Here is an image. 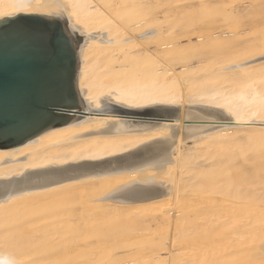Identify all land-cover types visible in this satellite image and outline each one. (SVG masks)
<instances>
[{
  "label": "bare ground",
  "instance_id": "1",
  "mask_svg": "<svg viewBox=\"0 0 264 264\" xmlns=\"http://www.w3.org/2000/svg\"><path fill=\"white\" fill-rule=\"evenodd\" d=\"M145 1L0 0V17L29 7L55 4L68 25H71L70 29H75L83 36L81 44L76 47V58L80 101L85 111L80 121L66 123L19 145L0 148V181L19 178L26 173L43 180V183H31L0 191V264H60L56 247L29 235L24 213L29 199H36L48 193H67L85 180H93L98 184L112 178V188L103 195L111 202V207L127 211L137 206L148 207L154 203L153 206L150 205L151 208L149 207L151 215L155 219L159 216L165 225L169 223L166 214L170 209L171 197L176 198L175 203L184 201L181 200L184 196L179 195L184 194L186 188L199 185L204 188V185L208 186L205 183L201 185L204 181L229 168L231 171L233 166L230 167L229 164L234 160H228L230 157H224V154L220 155L221 149L238 147L240 154H243L242 143L247 142L249 145V141L252 146L255 144L264 147V41H258L253 46L249 43L246 46L241 44L238 46L235 43L241 39L238 30L231 29L220 34L207 30L203 33L200 31L194 36L196 45L193 43L194 46L191 48L197 47L199 52H203L201 47L207 50L212 47L219 53L204 60L198 57L202 62L196 66L181 62L191 59L187 54L191 48H188L189 51L182 48L183 52L180 53L185 52L183 56L188 55L189 58L181 57L183 59L181 61L180 53L176 51L175 54H179L176 57L181 62L178 67L172 65L173 62L170 63L173 57L171 55L174 54L171 48L165 49L166 51L164 47L162 48L166 54L165 59L159 56V52L155 53L159 57L150 52L144 57H141L142 53L139 55L135 51L137 57L136 54L130 55V49H137L134 47L145 40L152 41L162 32L161 23H168V19L165 18V21L161 22L163 18L159 21L160 18L154 15L153 7L149 5L155 0H149L148 5ZM68 17L71 18L70 22L66 19ZM182 35L184 37V34ZM157 42L160 44V41L155 43ZM144 44L141 45L142 48ZM179 47L175 50H179ZM196 49L195 55L204 57L203 53H197ZM173 60L177 61L174 58ZM115 101H122V104L117 105L126 108L137 109L163 104L175 106L178 111L171 120L158 121L145 127L136 125L130 127L133 125L132 122L109 112V102ZM210 103L218 105L215 107ZM103 105L107 107L100 110L99 107ZM93 110L100 112L95 113ZM187 113L196 116L213 115L215 118L226 117L229 120L219 122L205 130L185 128L183 124L187 125L190 122L185 119ZM245 133L248 135H243ZM189 141L191 144H187ZM148 146L152 149L135 156H127ZM261 153L264 154L260 152L259 159L263 156ZM118 156L125 157L108 163V160ZM220 156L227 159L222 160ZM262 174L263 178L254 184L255 191L264 189V173ZM221 179L222 177L220 182ZM262 191L261 195L253 191L260 201L264 195ZM17 209L19 213L15 214L19 217L15 218L14 212ZM253 209L251 211L254 213ZM86 215L88 217L91 214ZM223 217L220 216V219ZM258 218L257 221L260 220ZM15 228H20L19 237H14L12 233ZM260 249L264 250V244Z\"/></svg>",
  "mask_w": 264,
  "mask_h": 264
},
{
  "label": "rangeland",
  "instance_id": "2",
  "mask_svg": "<svg viewBox=\"0 0 264 264\" xmlns=\"http://www.w3.org/2000/svg\"><path fill=\"white\" fill-rule=\"evenodd\" d=\"M146 1L145 3L147 5L150 4L149 0ZM154 4L158 6L154 7ZM149 6L153 7V12L155 13L153 14L160 18L159 21L163 18V20H161V22H163L166 18L168 19V23H161L162 32L152 41L145 40L142 43H145L144 48H142V44H138V47H134L137 49H130V55L136 53L141 55L142 53L141 57H144L147 52L153 54L159 52V56L164 58V55L166 56L165 51L171 48V52H174V54L172 53L171 55L173 56L170 62L171 64L173 62L172 65L178 67L182 62V64L188 63L196 66L198 65L197 63L202 62L200 59L204 60L205 58H209V56L213 57L219 53L212 47H210V50L209 48L207 50L201 47V51L203 50V52H199L198 49H196L197 47H194V49H192L193 47L191 48V46H194L196 43L194 42V36L199 34L200 31L203 33V31L205 32L207 30L220 34L221 32L231 29L238 30L241 39L236 42L234 41L238 46H240V44L246 46L248 43L253 46L256 45L258 41H264V0H155L153 3L151 2ZM164 8L168 9L165 10ZM166 28L169 29L166 30ZM177 32H179V34ZM181 33L184 34V37H182L183 35ZM71 34L75 44L80 45L83 36L78 33V31H76L74 35L71 30ZM186 35H189V37ZM172 38H174V40H172ZM187 38H190V40ZM147 41H149L150 44ZM156 41H160V44L159 42L155 43ZM161 42H163L164 45ZM147 45L150 46V48ZM146 46L149 50L146 49ZM157 47H159V49H157ZM177 47H179L181 51L175 50ZM162 48L166 50L164 51ZM182 48L184 51L186 50L185 48H191L190 51L189 49L186 50L189 51L187 54L191 59H188V55V58L183 56L186 54L185 52L180 53L183 52ZM195 49L196 52L198 51L197 53H203L202 55H204V57L201 58L195 55ZM134 51L136 53H134ZM176 51H178L180 55L178 53L176 55ZM225 53H228V51H225ZM138 54L135 56L137 57ZM178 55L179 58L183 57V59L187 58L188 60H183L181 58L180 61H183L179 62V58L176 57ZM138 57L141 59L140 56ZM173 58L177 61L173 60ZM110 103L115 104L109 102V105ZM210 104L215 107L218 105L216 103ZM106 107L107 106L103 105L99 108L101 110ZM112 108L113 107L110 108L109 112L120 113L118 110ZM123 113L147 116L155 115L154 113L144 112ZM161 113L160 115H171V117L176 114L174 111H165ZM82 115L83 114H78L76 120L71 122L80 121V119L84 117ZM185 119L190 121L187 125L185 123L183 124L185 128L192 127L198 130L210 129L219 122H226L229 120L226 117L215 118L213 115L196 116L190 113L185 115ZM124 122L127 125H129L128 122H132L133 125L130 127H134L135 125L137 127H145L146 125L152 124L147 121ZM241 134L239 133V135ZM243 135L248 134L245 133ZM187 144H191V142L189 141ZM242 144L244 148L243 154H240L238 147H229V149H221L219 151L222 152L220 155L224 154V157H230L228 160H234L230 161V164L233 162L232 165L229 164L230 167L233 166L231 171H229L230 168L225 171L229 173V175H226L225 172H223L225 174L220 173L214 175L201 184L204 185L205 183L208 185H204V188L203 186L200 187V185L199 187L186 188L184 191L186 195H179V197L184 196V199H181L184 201H180L182 202L181 204L180 202L175 203L177 201L176 198H170V209L166 214L169 223H165V225L164 222L160 220L159 216L158 219L152 217L150 205L153 206L154 203L150 204L148 207L137 206L127 211L121 209L116 210L111 207V202L103 197L104 193L112 188V178H109L111 180L108 179L107 182L105 181L98 184L93 180H85L76 187L70 189L67 193H48L45 195L42 194L36 199H29L27 206L24 208L29 235L31 238L40 239L45 241L47 245L56 247L55 251L58 253L60 264H264V258H262L264 257V250L260 249L264 244V195H262L263 199L260 201L258 200L257 194H253L254 191L257 192L258 195H261L262 190V194H264V189L255 191L254 188L255 182L263 178L262 173H264V171L262 169H264V154L261 153L263 155L261 159H259V154L260 152H264V147L255 144L252 146L250 141L249 145H247V142ZM149 149H152V147L148 146L141 151L131 153L127 156H135ZM235 152H237L239 156L236 155ZM125 156L111 158L108 160V163ZM234 156L238 157L235 158ZM220 157L222 160L227 159L223 158V156ZM258 162L261 166L258 165ZM100 165L102 164H99V166ZM256 168L262 170V172H257ZM224 175L227 177L225 176V178H223ZM221 177L222 179L220 182ZM215 180L217 181L214 183ZM38 182L43 183V180L38 177H32V175L26 173L19 178H10L0 181V191L8 188H19L27 184ZM216 185L219 187L217 188ZM188 190L191 192H188ZM243 195L244 198H242ZM250 200L252 202H250ZM108 204H110V206ZM242 206L243 208H241ZM230 207L232 209H230ZM235 207H238L239 210ZM112 208L114 210H112ZM252 209L254 213L251 211ZM256 209L259 210L261 216L263 215L262 217ZM227 210L230 212H227ZM241 210L242 212H240ZM210 212L212 215L208 214V216L207 213ZM250 212L253 213H251L252 216ZM15 213H19L18 209L14 212L15 218H18V214ZM88 213L91 215L87 217L86 214ZM216 213L218 215H216ZM219 213L221 215H219ZM226 213L231 214L230 216L235 215V217L227 216L228 214L226 215ZM245 213L247 215H245ZM253 215L255 216L253 217ZM214 216L218 219H214ZM220 216L223 218L220 219ZM256 216L259 217L258 219L260 220L257 221ZM249 217L253 218L251 219ZM161 228H165V230ZM17 232L19 233L17 234ZM12 233H14V237H19L20 228L13 229ZM216 237L221 238L216 239ZM172 239H174V241ZM250 239H252V241ZM218 240L220 241L218 242ZM159 244L160 246H158ZM161 245L164 246L162 247ZM260 245L261 247H258ZM257 247L259 249H257ZM154 251L157 252L155 253ZM260 253L262 254L260 255ZM151 261L153 263H151Z\"/></svg>",
  "mask_w": 264,
  "mask_h": 264
},
{
  "label": "water",
  "instance_id": "3",
  "mask_svg": "<svg viewBox=\"0 0 264 264\" xmlns=\"http://www.w3.org/2000/svg\"><path fill=\"white\" fill-rule=\"evenodd\" d=\"M61 30L72 37L70 26L55 4L0 17V148L19 145L76 120L77 114H85L79 93L78 44L73 39L72 50L57 52L54 43L30 38L42 34L54 38ZM109 107L128 121L150 123L171 120V115L163 116L161 112L178 111L175 106L163 104L134 109L110 103Z\"/></svg>",
  "mask_w": 264,
  "mask_h": 264
},
{
  "label": "snow or ice",
  "instance_id": "4",
  "mask_svg": "<svg viewBox=\"0 0 264 264\" xmlns=\"http://www.w3.org/2000/svg\"><path fill=\"white\" fill-rule=\"evenodd\" d=\"M69 22L71 20L70 17L66 18ZM69 26L71 27V25L69 24ZM73 34H76V30L72 29ZM30 38L32 39H36L39 40L45 44L48 43H54L55 44V50L57 52L59 51H64V50H72L73 48V37H70L69 35H67L66 33H64L63 30H61L60 32H58L55 37L53 38L52 36L49 35H39V36H31ZM116 104H122V101H115ZM129 131L133 130V129H128Z\"/></svg>",
  "mask_w": 264,
  "mask_h": 264
}]
</instances>
